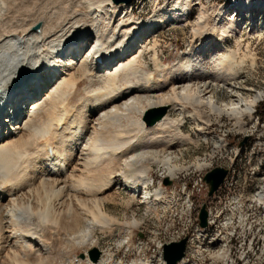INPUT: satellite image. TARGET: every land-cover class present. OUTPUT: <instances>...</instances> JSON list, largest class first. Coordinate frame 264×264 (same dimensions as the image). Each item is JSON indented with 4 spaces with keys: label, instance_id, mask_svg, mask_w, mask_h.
<instances>
[{
    "label": "bare ground",
    "instance_id": "1",
    "mask_svg": "<svg viewBox=\"0 0 264 264\" xmlns=\"http://www.w3.org/2000/svg\"><path fill=\"white\" fill-rule=\"evenodd\" d=\"M135 1L0 0V90L11 96L10 120L17 123L6 126L4 119L0 125V264H98L87 255L100 245L97 233L119 232V245L132 247L142 220L136 210L121 220L109 214L107 204H128L118 200V191L149 206L170 205L163 188L152 201L146 198L151 165L166 167L168 180L186 171L190 165L176 163L181 148L207 141L211 115L232 116L238 133L243 111V118L258 125L253 114L264 93L220 105L211 89L226 87L242 63L232 52L218 53L216 34L224 42L240 33V16L256 8L264 12V0H233L232 14L225 20L222 9L211 15L201 12L184 61L164 67L154 52L156 79L142 70L139 49L148 50V40L160 28L180 23L187 27L193 4L156 3L153 17L141 22L131 6ZM39 22L40 31H32ZM65 50L68 57L62 59ZM84 80L87 97L72 105ZM30 97L32 102L21 110ZM158 107H170L179 118L168 112L147 128L144 113ZM186 120L197 126L196 141L182 130ZM258 137L262 146L264 133ZM224 142L219 140L215 148H223ZM260 160L264 162V152ZM196 164L200 170L209 167L206 159L197 158ZM229 176L220 190L227 189ZM249 187L235 198L236 226L227 224L224 238L212 242L209 264H264L262 165ZM239 226L248 227L252 237L236 245ZM114 258L109 252L99 263L126 264ZM129 264L151 262L143 256ZM177 264L197 263L185 257Z\"/></svg>",
    "mask_w": 264,
    "mask_h": 264
},
{
    "label": "rangeland",
    "instance_id": "2",
    "mask_svg": "<svg viewBox=\"0 0 264 264\" xmlns=\"http://www.w3.org/2000/svg\"><path fill=\"white\" fill-rule=\"evenodd\" d=\"M164 1L136 0L131 5L134 10L135 19L141 22L151 19L158 9H154L155 4L158 3L161 5ZM170 1L173 2L175 0ZM191 1L193 9L192 15L190 16V23L187 27H184V24L180 23L160 28L148 40V50L139 49V52L143 51L144 54L142 56V70L145 73L153 74L155 79L159 77V73H156L153 67L154 64L152 63L154 52L164 67H173L179 60L184 61L182 54L191 47V42L193 41L192 29L197 28L196 20H198L197 18H199L201 12H206V14L211 15L212 12L217 13V9H222L226 12L223 16L225 20L229 13L232 14L231 10L234 5L233 0ZM246 4L247 2H244V5ZM254 10H257V13L254 14L253 18ZM252 11L240 16L238 21L241 24L240 33L230 36L224 42H221L216 34V43L219 45L215 46L217 47L218 53L224 54L232 52L235 54L237 61L242 60V63L234 68L236 77L229 80L226 87L213 86L211 89V96L220 105L235 101H247L255 94L264 93V12L257 8ZM154 43H156V46L153 49L152 46ZM194 43L199 46L198 40L194 41ZM131 55L132 52L130 54L128 53V56ZM253 64L256 66L255 69L245 71L237 78L243 69H250L252 68L250 66ZM88 87V82L84 80L78 87L77 93L73 96L74 98H72V105H78L81 101L85 100L87 93L84 89L87 90ZM231 90L233 91L231 92ZM261 104H264V102L258 106ZM255 110L258 111L257 108ZM168 112L172 119L179 118V113L176 111L169 110ZM259 112L258 118L254 115L256 120L260 118L257 126H253L254 123L250 122L247 116L243 118V121L247 122V127L256 134L255 140L252 139V143L248 142V148L247 150H243L244 153L239 151L238 148L242 137L238 133L236 120L232 116L223 115L221 118H218L211 115L210 126L206 130L207 141L205 142H197L194 140L195 134H197V126L193 122L186 120L182 130L184 134H189L196 143L181 148L182 155L180 159H177L176 163L184 166L190 165V167L171 180L170 185H165V179H168L166 177V167L156 164L150 166V180L148 182V195L146 198H148V201H152L157 190L163 188L165 198L171 199V204L157 207L151 204L149 206L146 204V201L138 203L136 198L133 199L125 190L118 191V200L127 202L130 205L128 207V204L126 206L120 203L107 204L109 214L121 220V216L124 213H127V216L130 217L132 211L136 210L138 218L142 220V226L134 231L132 236L133 246L130 248L119 245V232H115L111 236L108 233H97L96 237L100 240V245L95 251L98 252L99 259L92 263L100 264L99 262L102 261L101 256H106L110 252L116 256L114 259H122L126 264H129L133 259L143 258V256H147L151 264H165L162 256L164 245L186 239L188 245L186 244L185 256L187 259L197 264H209L211 244L212 242L220 241L216 235L221 233L222 219L225 215L227 205L226 199H231V191H236L235 198L245 193L246 180L250 181L251 184L259 167L261 165L264 167V162L260 160L261 152H264V137L262 138V146L257 145L259 140L261 141V138L259 139L258 136L264 133V107H261ZM16 124L15 122L14 126ZM217 139L225 140L223 148H215ZM197 158L200 161L206 159L209 167L200 170L196 164ZM215 167L231 168L233 171L230 173L227 189L219 190L216 197L209 199L203 177L207 171ZM230 188L231 191H228ZM249 189H246V192ZM203 204H207V208L211 213V221L213 222L207 233L201 231L198 227V214ZM234 218V224L236 226V217L234 216ZM256 229H253L255 233L257 232ZM223 231L226 232V229L223 228ZM248 231V227L244 230L243 226H239L237 228L239 238L233 243L237 245L243 239L249 240L252 236L247 233ZM224 232L223 236H225ZM225 243L226 240L221 244ZM93 251L90 250L86 254L90 256V252ZM233 252L237 255V251H232V255ZM83 257V254H80V258L83 259Z\"/></svg>",
    "mask_w": 264,
    "mask_h": 264
},
{
    "label": "water",
    "instance_id": "3",
    "mask_svg": "<svg viewBox=\"0 0 264 264\" xmlns=\"http://www.w3.org/2000/svg\"><path fill=\"white\" fill-rule=\"evenodd\" d=\"M134 0H112L115 4H126L129 5ZM42 23L39 22L32 27V31L39 32L41 29ZM169 108L168 107H158L153 108L146 111L142 117V121L144 122L147 128L154 126L159 121H161L164 116L167 114ZM248 138H244L243 141L239 144V147H242ZM228 171L222 167H215L214 169L206 172L203 177V182L207 186V197L211 198L214 193L218 190L219 186L224 181L225 177L227 176ZM171 181L165 179V185H170ZM207 210L206 205H202L198 220H199V227L206 228L207 227ZM186 249V239H183L179 242L170 243L164 246V255L163 258L166 261V264H177L183 257L184 252ZM90 257L93 261H97L99 258V254L96 251L90 252Z\"/></svg>",
    "mask_w": 264,
    "mask_h": 264
},
{
    "label": "built area",
    "instance_id": "4",
    "mask_svg": "<svg viewBox=\"0 0 264 264\" xmlns=\"http://www.w3.org/2000/svg\"><path fill=\"white\" fill-rule=\"evenodd\" d=\"M255 116H258V111H256V114H253ZM259 122H260V118H259ZM243 125V130L241 133L242 137H249V143H252V139L256 138V134L252 133V131L250 129H248V127L246 126L245 123L242 124ZM246 178V176H245ZM249 184L250 181L246 180V189H249ZM231 191V188L230 190ZM246 192V190H245ZM235 195H236V191H231V199H226V209H225V215L222 219V229H221V233H219V235H216V237L219 238V240H222V238H224L223 236V228L226 227L227 224H234V216H235ZM211 215V213H210ZM212 220V219H211ZM211 220L209 221V223L211 222ZM237 264H246V263H237Z\"/></svg>",
    "mask_w": 264,
    "mask_h": 264
}]
</instances>
